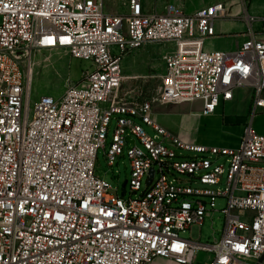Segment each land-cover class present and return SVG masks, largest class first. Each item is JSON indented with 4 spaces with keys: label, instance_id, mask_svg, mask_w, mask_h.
Instances as JSON below:
<instances>
[{
    "label": "built area",
    "instance_id": "2783aa9c",
    "mask_svg": "<svg viewBox=\"0 0 264 264\" xmlns=\"http://www.w3.org/2000/svg\"><path fill=\"white\" fill-rule=\"evenodd\" d=\"M242 1L245 40L208 51L224 3L187 15L175 4L157 12L127 0L125 14H110L104 0H0V264H264V135L249 124L238 147L188 143L156 121V102L118 97L125 56L165 44L161 104L200 102L211 115L249 88L251 117L264 112V42ZM43 50L88 65L82 82L33 101ZM115 114L106 157L112 166L130 145L129 198L95 174ZM224 175V188L213 189ZM219 197L221 237H183L214 215Z\"/></svg>",
    "mask_w": 264,
    "mask_h": 264
},
{
    "label": "rangeland",
    "instance_id": "374dc122",
    "mask_svg": "<svg viewBox=\"0 0 264 264\" xmlns=\"http://www.w3.org/2000/svg\"><path fill=\"white\" fill-rule=\"evenodd\" d=\"M148 8H151V0H144ZM105 11L110 14H125L127 12V0H104ZM167 45L153 44L135 50L125 56L123 60L124 80L119 91L120 100L134 101L150 99L155 108L165 114V117L177 121L175 135L188 143H195L208 147H237L243 133L242 126L227 124L223 120V103L221 102L216 114L199 115L202 104L200 102L185 104H168L163 106L157 95L162 88L164 74L163 56ZM31 82L34 90L33 101L37 96L50 94L60 96L68 84H77L84 79V66L87 63L73 59L67 52L43 50L36 54L34 59ZM157 109V110H158ZM155 109V117H157ZM227 111V110H226ZM163 115V114H161ZM118 115H114L109 126L106 149L100 148L95 166L96 176L105 179L112 185V194L121 196L123 184L131 177V159L128 156L129 144H126L123 154L118 157L114 165H110L106 152L110 149L114 131L117 125ZM140 122V121H139ZM143 124L142 122H140ZM147 133L154 136L156 132L146 124H143ZM131 143V142H130ZM140 144V143H139ZM184 155H193L188 151H181ZM218 163L225 164V158ZM227 166V165H226ZM186 183L189 177L178 175ZM226 175L219 186L213 189H223ZM194 186H201L194 184ZM127 198L130 196V185L127 184ZM136 196V195H135ZM226 207V198L219 197L216 202L217 211L212 217L206 218L202 227L188 229L182 232L185 238L200 239L202 243L213 242L214 238H220L224 228L225 216L221 210ZM200 256L209 257V254L201 253ZM155 264H174L172 261L159 259Z\"/></svg>",
    "mask_w": 264,
    "mask_h": 264
},
{
    "label": "crops",
    "instance_id": "0c3cea01",
    "mask_svg": "<svg viewBox=\"0 0 264 264\" xmlns=\"http://www.w3.org/2000/svg\"><path fill=\"white\" fill-rule=\"evenodd\" d=\"M218 3L225 4V17L216 21V35L206 39L205 49L208 51H234L245 40L249 29V25L241 18L244 11L242 0H151V11L163 12L167 5L175 4L179 6L185 14L193 15L202 8ZM248 12L255 17L251 25L252 31L259 40L264 42V0H249ZM251 95L252 91L249 88H241L235 91L232 100L222 102L223 120L227 124H238L242 126L243 133L246 126L250 124L256 133L264 135V112L258 113L252 117L250 115ZM160 107L161 106H158L155 109L157 110ZM201 110L199 115H202ZM159 111L158 109L156 114L157 117H155L156 121L175 135L174 131L177 121L165 117V114Z\"/></svg>",
    "mask_w": 264,
    "mask_h": 264
},
{
    "label": "water",
    "instance_id": "95a60500",
    "mask_svg": "<svg viewBox=\"0 0 264 264\" xmlns=\"http://www.w3.org/2000/svg\"><path fill=\"white\" fill-rule=\"evenodd\" d=\"M151 174H153V170L151 171ZM126 185H127V181H125V183L123 184V190H122L121 196L125 195Z\"/></svg>",
    "mask_w": 264,
    "mask_h": 264
},
{
    "label": "bare ground",
    "instance_id": "6f19581e",
    "mask_svg": "<svg viewBox=\"0 0 264 264\" xmlns=\"http://www.w3.org/2000/svg\"><path fill=\"white\" fill-rule=\"evenodd\" d=\"M159 95V94H158Z\"/></svg>",
    "mask_w": 264,
    "mask_h": 264
}]
</instances>
